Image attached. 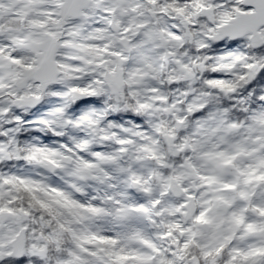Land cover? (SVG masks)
I'll return each instance as SVG.
<instances>
[{
  "label": "snow or ice",
  "instance_id": "snow-or-ice-1",
  "mask_svg": "<svg viewBox=\"0 0 264 264\" xmlns=\"http://www.w3.org/2000/svg\"><path fill=\"white\" fill-rule=\"evenodd\" d=\"M0 264H264V0H0Z\"/></svg>",
  "mask_w": 264,
  "mask_h": 264
}]
</instances>
